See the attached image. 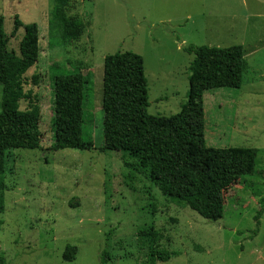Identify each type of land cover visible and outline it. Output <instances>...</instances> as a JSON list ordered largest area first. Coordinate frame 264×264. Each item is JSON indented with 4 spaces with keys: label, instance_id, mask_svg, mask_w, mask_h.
<instances>
[{
    "label": "rangeland",
    "instance_id": "rangeland-1",
    "mask_svg": "<svg viewBox=\"0 0 264 264\" xmlns=\"http://www.w3.org/2000/svg\"><path fill=\"white\" fill-rule=\"evenodd\" d=\"M53 0H0L7 35L14 16L36 23L39 57L24 75V90L40 108L41 148L5 151L0 195V254L5 264H148L153 226L156 244L171 253L156 264H264V0H70L68 16L85 23L65 44L51 30ZM20 27L8 49L18 52ZM245 49L249 69L239 88L208 89L201 123L207 146L258 150L255 169L222 193L223 216L207 220L173 200L136 160L100 151L103 61L132 51L143 58L149 114L170 117L187 100L188 45ZM70 68L89 74L84 104L93 148H50L53 76ZM1 100V85H0ZM28 99L20 101V108ZM258 219L256 220V216ZM258 222V224H257ZM256 229V232L253 231Z\"/></svg>",
    "mask_w": 264,
    "mask_h": 264
},
{
    "label": "trees",
    "instance_id": "trees-1",
    "mask_svg": "<svg viewBox=\"0 0 264 264\" xmlns=\"http://www.w3.org/2000/svg\"><path fill=\"white\" fill-rule=\"evenodd\" d=\"M53 1L50 29L58 33L59 43L78 39L86 23L79 17L66 15L65 7L70 0ZM20 27L24 33L15 52L8 49V41ZM38 30L36 23H23L15 15L13 29L7 35L0 16V195L6 188L5 151L41 148L40 108L32 100L31 92L24 90V75L39 57ZM185 50L194 55L188 66L187 100L178 113L160 118L147 111L142 56L132 51H117L104 57L103 144L99 149L127 153L152 182L163 185L165 195L184 202L207 220H216L223 216L222 193L239 176L255 169L258 150L247 146H207L204 128L194 118L203 109L206 90L239 88L249 65L245 49L239 44L227 47L191 44ZM89 82V74L74 68L53 76L50 148H93L84 112ZM25 98L28 105L21 109L20 101ZM138 236L152 240L153 246L146 254L148 264L170 259L168 250L157 247L158 232L152 225L140 229ZM111 259V255L102 251L99 264H109ZM0 264H5L1 254Z\"/></svg>",
    "mask_w": 264,
    "mask_h": 264
}]
</instances>
